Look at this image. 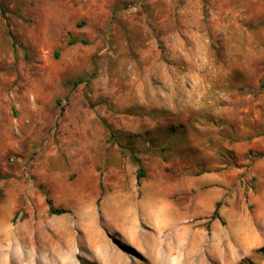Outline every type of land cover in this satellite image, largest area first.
Returning <instances> with one entry per match:
<instances>
[{
    "label": "rangeland",
    "instance_id": "1",
    "mask_svg": "<svg viewBox=\"0 0 264 264\" xmlns=\"http://www.w3.org/2000/svg\"><path fill=\"white\" fill-rule=\"evenodd\" d=\"M263 32L264 0H0V264H180L160 227L198 264H264ZM238 76L250 113L244 90L219 118L199 87Z\"/></svg>",
    "mask_w": 264,
    "mask_h": 264
},
{
    "label": "bare ground",
    "instance_id": "2",
    "mask_svg": "<svg viewBox=\"0 0 264 264\" xmlns=\"http://www.w3.org/2000/svg\"><path fill=\"white\" fill-rule=\"evenodd\" d=\"M127 188L130 191L129 186ZM125 193H127V194H125V195L123 194V197L122 196L121 197H117L116 196L117 198H116L115 202L113 203L114 211L112 209L110 210V212H113V213L115 212L116 213V214H114L115 215V219H113L114 221H111L112 219H109L111 222H113V224H110L108 222L109 223V227H111V229L114 232H118V233L122 234L121 236H123V234L128 233V231H129L128 230V228H129L128 227V224H130V222L133 221V220L135 221L136 220L135 218L139 217V215H140V205H138L137 207L133 206L131 195H129L128 192H125ZM203 200H204L203 198H200V199H198V201H195L194 209H198V207L200 205H202ZM142 205H144V204H142ZM110 207H112V204H111ZM87 208H88V206H87ZM90 208H89L88 211H90ZM91 211H92V209H91ZM92 215H93V213H92ZM109 217H107V219ZM130 217H132L131 220H130ZM154 218L157 219V220H165V218H168V215L165 214L163 211H157L154 214ZM130 225L132 226V224H130ZM106 226H107V224H106ZM160 228L161 229L157 233L158 234V237L156 238V241H155L156 243H159V244H168V245L176 246V249H178V250H176V252H179V255H181L182 253L184 254L183 259L180 260V264H198L197 263V257L198 256H196L195 254H192L193 252L191 254L190 253L189 254L185 253L186 252V249L183 246H186L188 244V240L186 239V237H183L182 234L180 235L179 233H177L176 231H174L172 228H169V227H165V228L160 227ZM129 229L131 230L132 227L129 228ZM135 232H133V231L131 232L132 234H131V237H129V239H130L129 241L131 242V244L133 243L134 245H139L140 242L142 244V241H141L142 238L141 237L140 238L138 237V236H140V234L139 233H135ZM90 240H91V238H90ZM93 240L94 239L92 238V241L91 242H93ZM93 246L96 247V250L99 253V255L101 254L105 258V249H103L104 248V245L102 243H99V244L98 243H95ZM98 253H97V255H98ZM116 254H118V253L116 252ZM114 256H116V255H114ZM112 261L115 262V259H113Z\"/></svg>",
    "mask_w": 264,
    "mask_h": 264
},
{
    "label": "crops",
    "instance_id": "3",
    "mask_svg": "<svg viewBox=\"0 0 264 264\" xmlns=\"http://www.w3.org/2000/svg\"><path fill=\"white\" fill-rule=\"evenodd\" d=\"M253 24H255V23L252 22L251 20H249V19L245 20V29L247 27L249 28ZM259 31H263V29H261ZM259 42H264V32H263L262 38H260ZM252 48H254V46ZM259 54H260V57H264V51L263 52L260 51ZM260 68H261V70L259 71L258 74H259V79L262 80L264 77V65H262ZM212 70L214 71L213 75H215L216 73H220L219 71H217V69H212ZM240 70L243 71L242 75H245V77L248 76L249 74L255 73V67L254 66L252 67L250 65V63H248L245 66V72H244V69H240ZM228 73L229 72H225V75H227V77H228ZM242 80H243V76H238V78L235 79V81H236L235 86H232V85L230 86L226 82H222L220 84L219 83L218 84L210 83V84H208L207 87L206 86L204 87L201 84V86L199 87L200 89L202 88V92H203L201 94V97L209 99V102H210L209 104L212 105L213 109H215L214 115H218L219 118H222L223 115H225L226 108L231 109L234 107V109H235L238 105L237 106L236 105H230V103H236L238 101H241L240 96H237V94L239 92L241 93L244 90H245V97H247V98H245V115H247V113H250L251 105L247 102L250 100H253L252 99L253 94L248 93L249 86L247 85L246 81H245V89H243L244 87L242 85L244 84V82ZM196 82H198V80L195 81V83H194L195 85H196ZM262 82L264 83V79L262 80ZM197 84H199V83H197ZM214 85H215V87H214ZM255 87H254V89H255ZM207 91H209L208 95H206ZM240 106H243V103H241ZM262 107H264V99L260 102V108H257L255 110V112L258 110V112L255 114V117H258V116H261V114H264V110H262ZM237 111H239V110L237 109ZM241 111H242L241 113H243L244 109ZM248 128H250V126H248ZM248 128L245 127V130H248ZM254 141L252 142L251 145H248L249 148L250 147L259 148V146H257V144H255Z\"/></svg>",
    "mask_w": 264,
    "mask_h": 264
},
{
    "label": "trees",
    "instance_id": "4",
    "mask_svg": "<svg viewBox=\"0 0 264 264\" xmlns=\"http://www.w3.org/2000/svg\"><path fill=\"white\" fill-rule=\"evenodd\" d=\"M134 160H136V158H134ZM143 176H144V171L142 170V168H140L139 172L137 173V178L140 179ZM47 202L50 205L49 212L51 214L60 215V214L67 212V210H65L63 208H54L51 204L50 199H48V198H47ZM219 205H220L219 202L215 203V208H214V211H213L212 216H211L212 218H218L219 217L218 216Z\"/></svg>",
    "mask_w": 264,
    "mask_h": 264
}]
</instances>
